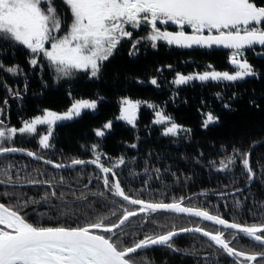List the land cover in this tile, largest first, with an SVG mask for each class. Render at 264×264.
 Listing matches in <instances>:
<instances>
[{
  "label": "trees",
  "instance_id": "trees-1",
  "mask_svg": "<svg viewBox=\"0 0 264 264\" xmlns=\"http://www.w3.org/2000/svg\"><path fill=\"white\" fill-rule=\"evenodd\" d=\"M54 4L65 21L62 35L71 23V12L62 0H54ZM132 42L122 41L97 77L83 71L57 77L54 66L42 55L34 67L30 64L34 54L25 46L0 43V120L6 126L20 127L45 110H67L79 99L99 100L97 112L85 111L57 124L47 149L39 143L49 131L47 126L34 134H17L6 146L23 147L61 164L100 154V161L114 168L126 194L133 198L149 202L187 199V206L235 223L264 224V55H257V50L251 57L255 76L177 85L173 82L177 74L235 70L231 50L181 48L167 43L155 48L139 43L133 50ZM12 67L17 68L15 73L7 71ZM152 79L157 85L151 84ZM125 98L142 104L135 126L118 119ZM160 111L171 118L170 123L181 127L176 135L164 134L169 122H155ZM209 113L218 120L205 127ZM109 121L111 129H104ZM97 129L105 135L97 136ZM259 141L263 142L253 147ZM242 153L248 154L253 178L242 163ZM120 158L124 164L114 167ZM9 177L10 183H0V202L23 206L28 201L21 214L43 226H83L104 217L106 224H112L122 215L121 204L129 210L138 208L114 196L103 184V173L89 165L59 170L9 154L0 157V180L8 181ZM109 180H113L110 175ZM45 181L48 183H42ZM45 196L47 200L42 199ZM113 210L116 215H112ZM192 226L223 231L237 250L264 251L243 235L232 239L234 231L164 212L130 218L122 227L128 233L122 242L130 246L145 236ZM171 243L178 251L166 246L143 250L135 254L137 264H234L218 245L201 235L183 234Z\"/></svg>",
  "mask_w": 264,
  "mask_h": 264
},
{
  "label": "snow or ice",
  "instance_id": "snow-or-ice-1",
  "mask_svg": "<svg viewBox=\"0 0 264 264\" xmlns=\"http://www.w3.org/2000/svg\"><path fill=\"white\" fill-rule=\"evenodd\" d=\"M62 2L70 9L72 20L64 34L57 35L61 32L65 21L62 14L57 11L54 0H0V43L25 46L34 54V58L30 60V64L34 67L38 64V57L42 55L54 66L59 76L70 77L75 71H83L90 72L91 77H97L103 63L114 55L121 42L133 41V31L129 28L139 30L142 26H147L150 29L149 34L135 39L132 42L133 50L142 40L151 41L153 48L157 47L156 42L166 41L168 45L181 48L216 46L231 50L230 62L237 68L235 73L212 70L193 75L177 74V78L173 81L177 85L197 79L237 81L256 75L253 66L244 56L245 49L256 45L264 46V4L258 5L256 0H62ZM169 24L176 25L178 30H162L159 26ZM186 27L191 31H186ZM48 44L50 47H46ZM129 54L132 55L134 52ZM0 68H3L2 63ZM7 71L15 73L17 68H8ZM151 84L157 85V81L152 79ZM140 103V101L123 99L118 119L135 126ZM96 108V100H76L63 114L45 110L42 116L25 121L19 129L8 127L3 120H0V156L25 151L22 148L6 145L17 134L36 133L38 125L49 126L47 134L39 140L40 145L47 149L51 147L49 143L51 128L58 121L71 120L80 116L82 110ZM2 114L0 110V115ZM170 119L163 113L157 112L156 123H166ZM215 120H218V117L209 113L204 126L207 127ZM111 127V121L104 125V129ZM179 127L172 123L164 134L176 135ZM96 135L103 137L105 131L97 129ZM26 154L35 156L31 151ZM241 155L249 177L253 178L255 173L248 154ZM36 158L41 159V157ZM46 163L53 164L52 161ZM86 163L94 164L101 170L103 184L114 196L127 201L129 205L139 207L129 210L121 204L119 207L122 209V215L112 224H106L107 217H104L83 226L65 227L43 226L29 222V218L21 214L22 208L28 205V201H25L23 206L0 202V264H137L135 254L138 250L152 246H166L178 251L171 243L173 237L179 234L177 231L145 236L141 240L133 241L130 246L122 242V237L128 235L127 232L122 231V227L130 218L161 210L188 214L214 222L224 229L235 230L231 233L232 239H235L238 233H242L264 249V224L242 225L229 222L218 215H211L207 210L182 206V199L163 203L133 198L126 194L120 180L116 178L114 168L106 167L100 162V154L91 161L74 159L70 166ZM230 163H234V160H230ZM123 164L124 160L120 158L114 167ZM53 166L69 167L63 164H53ZM223 167L227 168L228 165L225 164ZM109 174L115 178L111 182ZM6 182L10 183L11 178L9 177L8 181L0 180V183ZM51 195L55 196L56 193L53 191ZM42 199L47 200L48 197ZM116 214L113 210L112 215ZM180 232L202 233L231 257L234 264L237 262L264 264V251L237 250L231 246L232 241L226 239L221 230L210 232L195 227L183 228Z\"/></svg>",
  "mask_w": 264,
  "mask_h": 264
},
{
  "label": "water",
  "instance_id": "water-1",
  "mask_svg": "<svg viewBox=\"0 0 264 264\" xmlns=\"http://www.w3.org/2000/svg\"><path fill=\"white\" fill-rule=\"evenodd\" d=\"M249 63V62H248ZM236 67V66H235ZM263 141H259V142H257V143H255L254 145H253V147L254 146H256V145H258V144H260V143H262ZM14 147H16V146H14ZM17 148H22V149H24L25 151H23V152H15V153H8V154H5V155H9V154H14V155H20V156H24V157H28V158H31V159H33V160H35V161H37V162H40V163H42V164H44V165H46V166H48V167H51V168H53V169H59V170H65V169H70V168H73V167H77V166H81V165H76V166H70L71 164H72V162H70V163H64L63 165H66V166H69V167H64V168H55L54 166H53V164H61V163H56V162H54V161H52L53 162V164H48V163H46V161H51V160H49V159H47V158H45V157H43V156H41V155H38L37 153H35V152H33V151H31V150H28V149H26V148H23V147H17ZM28 151H31V152H33V153H35V156H28L26 153L28 152ZM5 155H3V156H5ZM0 157H2V156H0ZM36 157H41V159H37ZM95 158H88V159H80V160H84V161H91V160H94ZM101 162V161H100ZM101 163H103V162H101ZM104 164V163H103ZM83 165H89V166H92V167H95V168H97V169H99L96 165H94V164H91V163H86V164H83ZM106 167H109L108 165H106V164H104ZM100 170V169H99ZM101 171V170H100ZM110 176H111V174H109ZM112 177V176H111ZM113 178V180L115 179L114 177H112ZM116 178H118L119 179V177H118V175L116 174ZM250 185V184H249ZM248 185V186H249ZM122 186V185H121ZM247 186V187H248ZM246 188V187H245ZM236 192H239V190H237V191H233V192H230V193H228V194H233V193H236ZM120 198V197H119ZM121 199V198H120ZM125 202H127V201H125ZM147 202H149V201H147ZM128 203V202H127ZM136 206V205H135ZM182 206H186L185 204H184V202H183V205ZM139 207V206H138ZM188 207V206H187ZM201 210H203V209H201ZM162 211V210H161ZM158 212V211H157ZM166 212H170V211H166ZM172 213H175V212H172ZM178 214H182V215H188V214H183V213H178ZM212 215V214H211ZM188 216H190V215H188ZM193 217H195V216H193ZM197 218H200V217H197ZM200 219H202V218H200ZM209 222H211V221H209ZM229 222H231V221H229ZM211 223H214V222H211ZM215 224V223H214ZM222 227V226H221ZM192 228H195V227H192ZM228 230H231V231H235V230H232V229H228ZM179 234L178 235H181V234H185V233H196V234H200V235H202V233H197V232H180V230H176ZM238 234H241V235H244V234H242V233H238ZM177 235V236H178ZM177 236H175V237H177ZM203 236V235H202ZM175 237H173V238H175ZM205 237V236H204ZM206 238H208V237H206ZM248 238V237H247ZM209 239V238H208ZM250 239V238H249ZM210 240V239H209ZM213 242V241H212ZM153 247H157V246H152V247H150V248H153ZM150 248H146V249H143V250H147V249H150ZM143 250H138V252H140V251H143Z\"/></svg>",
  "mask_w": 264,
  "mask_h": 264
},
{
  "label": "flooded vegetation",
  "instance_id": "flooded-vegetation-1",
  "mask_svg": "<svg viewBox=\"0 0 264 264\" xmlns=\"http://www.w3.org/2000/svg\"><path fill=\"white\" fill-rule=\"evenodd\" d=\"M264 0H256L257 4L260 5V4H264L263 3ZM162 30L163 29H167L168 31H177L178 28L176 25H172V24H169V25H159ZM130 31H133V36L138 33L135 38H133V41L135 39H139L140 37L142 36H147L150 32V29L147 28V26H142L139 30H132L131 28H129ZM186 31L190 32L191 29L187 28L185 29ZM141 43H145V44H149V45H152V42L149 41V40H142ZM157 44H161V43H167L166 41H158L156 42ZM217 48H220V49H225L223 47H216V46H213L212 48L210 49H217ZM262 46H259V45H256V46H253V48H249V49H245L244 50V56L247 58L248 62H250L251 60V57L254 55L255 52H257V50L261 51L262 50Z\"/></svg>",
  "mask_w": 264,
  "mask_h": 264
},
{
  "label": "rangeland",
  "instance_id": "rangeland-1",
  "mask_svg": "<svg viewBox=\"0 0 264 264\" xmlns=\"http://www.w3.org/2000/svg\"><path fill=\"white\" fill-rule=\"evenodd\" d=\"M57 35H59V33H57ZM46 47H50V46H48V45H46ZM257 55H264V52H262V51H260ZM254 69V68H253ZM54 70H55V68H54ZM210 71H212V70H210ZM215 71H217V70H215ZM235 71H237V68H235V70H233V71H227V72H229L230 74H233V73H235ZM255 71V70H254ZM55 72H56V70H55ZM220 72H224V71H220ZM256 73V72H255ZM194 74H197V73H194ZM191 75H193V74H191ZM56 76L57 77H62V76H59V74L56 72ZM255 76V75H254ZM248 77H252V76H248ZM248 77H245V78H248ZM198 80V79H197ZM192 81H195V80H192ZM198 81H200V80H198ZM222 81H225V80H222ZM84 99H87V100H96L97 101V108L95 109V110H89V109H85V110H82V112H81V114L82 113H84L85 111H91V112H93V113H95V112H97V110H98V104H99V100L98 99H88V98H84ZM80 100V99H79ZM134 102H135V100H133ZM141 103H140V107H139V109H138V111H137V119H138V117H139V112H140V108H141ZM72 106V105H71ZM71 106L68 108V109H70L71 108ZM67 109V110H68ZM67 110H64V111H56V110H50V111H55V112H57V113H60V114H63L64 112H66ZM161 112V111H160ZM162 113V112H161ZM44 114V113H43ZM43 114H41V115H39V116H42ZM79 117V116H78ZM75 118H77V117H73V119H75ZM34 119V118H33ZM32 119V120H33ZM73 119H71V120H73ZM136 119V120H137ZM71 120H66V121H58L57 123H56V125L57 124H60V123H64V122H68V121H71ZM156 120H157V113H156V119H155V122H156ZM31 121V120H30ZM169 121H167L166 123H168ZM160 124H163V123H160ZM171 124L172 123H168L167 125V127H170L171 126ZM55 125V126H56ZM177 125V124H176ZM23 126V125H22ZM22 126H20V127H22ZM42 126H47L48 128H49V126L48 125H38L37 126V129L39 128V127H42ZM55 126H53L52 128H51V130L55 127ZM179 126V125H178ZM20 127H17V129H19ZM167 127H166V129H167ZM181 127H179V129H180ZM166 129H165V131H166ZM45 134H47V133H45ZM44 134V135H45ZM43 135V136H44ZM42 136V137H43Z\"/></svg>",
  "mask_w": 264,
  "mask_h": 264
},
{
  "label": "bare ground",
  "instance_id": "bare-ground-1",
  "mask_svg": "<svg viewBox=\"0 0 264 264\" xmlns=\"http://www.w3.org/2000/svg\"><path fill=\"white\" fill-rule=\"evenodd\" d=\"M152 46V45H151ZM262 47H264V46H262ZM220 49V48H219ZM122 110V109H121ZM102 162V161H101ZM105 164V163H104ZM81 166H83V165H81ZM78 167V166H77ZM74 168V167H73ZM117 174V173H116ZM121 183V182H120ZM122 185V184H121ZM248 186V185H247ZM246 186V187H247ZM186 201H187V199H183V202H184V204L186 205ZM163 203H172V202H163ZM187 206V205H186ZM188 207H191V206H188ZM193 208H196V207H193ZM198 209H201V208H198ZM204 210V209H203ZM162 212H164V213H170V214H177V215H182V214H178V213H172V212H166V211H158V212H155V213H162ZM155 213H151V214H155ZM211 214V213H210ZM146 215H150V214H146ZM212 215H214V214H212ZM188 216V215H187ZM190 217H193V216H190ZM194 218H197V217H194ZM223 218V217H222ZM198 219H200V218H198ZM225 219V218H224ZM201 220H203V219H201ZM227 220V219H226ZM203 221H205V220H203ZM228 221H230V220H228ZM206 222H209V221H206ZM232 222V221H231ZM209 223H211V222H209ZM212 224H214V223H212ZM216 225V224H215ZM218 226H220V225H218ZM192 227H195V226H192ZM192 227H186V228H192ZM196 227H199V226H196ZM221 227V226H220ZM202 228V227H201ZM181 229H183V228H181ZM204 229V228H203ZM176 230H180V229H176ZM176 230H172V231H176ZM206 230V229H205ZM208 231V230H207ZM185 234H196V233H185ZM181 235H183V234H181ZM198 235H200V234H198ZM239 235H241V234H239ZM178 236H180V235H178ZM177 236V237H178ZM202 236V235H201ZM244 236V235H243ZM204 237V236H203ZM246 237V236H245ZM176 238V237H175ZM206 238V237H205ZM174 239V238H173ZM206 239H208V238H206ZM209 240V239H208ZM211 241V240H210ZM214 243V242H213Z\"/></svg>",
  "mask_w": 264,
  "mask_h": 264
}]
</instances>
